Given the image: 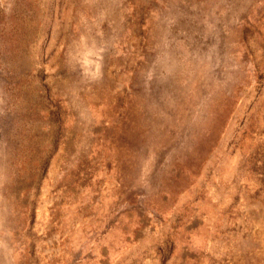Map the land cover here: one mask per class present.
Returning <instances> with one entry per match:
<instances>
[{
	"label": "rangeland",
	"instance_id": "obj_1",
	"mask_svg": "<svg viewBox=\"0 0 264 264\" xmlns=\"http://www.w3.org/2000/svg\"><path fill=\"white\" fill-rule=\"evenodd\" d=\"M0 264H264V0H0Z\"/></svg>",
	"mask_w": 264,
	"mask_h": 264
}]
</instances>
